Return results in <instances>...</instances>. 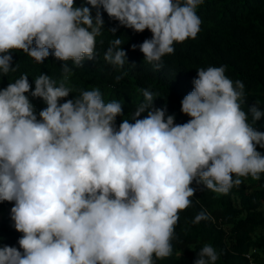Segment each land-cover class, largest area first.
Returning a JSON list of instances; mask_svg holds the SVG:
<instances>
[{
	"label": "clouds",
	"instance_id": "obj_1",
	"mask_svg": "<svg viewBox=\"0 0 264 264\" xmlns=\"http://www.w3.org/2000/svg\"><path fill=\"white\" fill-rule=\"evenodd\" d=\"M202 3L0 0V76L17 71L15 51L39 64L50 54L63 62L59 81L42 73L32 90L21 74L0 89V202L13 205L10 217L22 233L19 248L0 245V264H155L172 254L179 213L196 191L193 181L226 194L242 178L264 174L257 151L264 132L253 126L264 112L250 106L248 122L241 108L245 86L228 78L225 66L197 70L194 90L181 101L190 117L183 124L166 115V107H155L147 89L141 90L145 102L118 127L124 106L105 102L99 89L66 99L73 92L68 62L82 67L95 58L104 12L120 26L152 33L138 47L144 61L159 68L162 57L174 54V43L197 37ZM120 45L112 40L104 54L117 67L126 60ZM29 93L46 107L37 113ZM209 218L202 211L193 223ZM218 259L205 244L195 264Z\"/></svg>",
	"mask_w": 264,
	"mask_h": 264
},
{
	"label": "trees",
	"instance_id": "obj_2",
	"mask_svg": "<svg viewBox=\"0 0 264 264\" xmlns=\"http://www.w3.org/2000/svg\"><path fill=\"white\" fill-rule=\"evenodd\" d=\"M83 3L84 0H75L76 6ZM196 11L202 21L197 37L174 43V54L162 57L159 68L155 63L144 61L138 47L145 39H150L152 33L147 29L137 33L120 26L104 12V30L97 37L95 58L85 59L82 67L68 62L73 68L68 81L73 92L66 99H73L82 90L99 89L105 102L115 100L124 106L123 116L116 118L118 127L123 119L131 120L137 107L145 102L141 90L147 89L153 93L155 107H166V115H174L175 123L183 124L190 117L182 113L181 101L194 90L197 70L225 66V75L245 86L241 108L252 123L250 106L256 105L264 112V0H203ZM92 14L95 15V9ZM112 28L117 29L114 35L109 32ZM116 38L121 40L120 47L126 52L122 67L104 59L110 42ZM133 45L137 47L133 49ZM12 58L17 71L0 76V89L21 74L28 75L32 90L34 79L42 73L57 81L62 78L63 62L51 54L43 64L36 63L22 51L13 52ZM26 95L37 113L46 107L41 99L32 98L30 93ZM146 115L142 113L140 118ZM253 126L264 132V117ZM257 151L264 155V148L259 145ZM190 186L196 191L190 198L191 206L179 213L172 254L156 260L155 264H195L205 244L212 245L218 252L216 264H251L248 257L251 252L257 264H264V174L259 180L242 178V183L226 194L213 192L196 181ZM12 206L9 202H0V245L19 248L22 233L16 231L11 220ZM202 211L210 218L193 223Z\"/></svg>",
	"mask_w": 264,
	"mask_h": 264
},
{
	"label": "built area",
	"instance_id": "obj_3",
	"mask_svg": "<svg viewBox=\"0 0 264 264\" xmlns=\"http://www.w3.org/2000/svg\"><path fill=\"white\" fill-rule=\"evenodd\" d=\"M252 252L248 255V257L250 258V261H251V264H257L254 260H253V257H252Z\"/></svg>",
	"mask_w": 264,
	"mask_h": 264
}]
</instances>
